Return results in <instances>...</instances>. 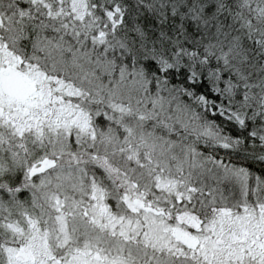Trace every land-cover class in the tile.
<instances>
[{"label":"snow or ice","instance_id":"1","mask_svg":"<svg viewBox=\"0 0 264 264\" xmlns=\"http://www.w3.org/2000/svg\"><path fill=\"white\" fill-rule=\"evenodd\" d=\"M0 264H264V0H0Z\"/></svg>","mask_w":264,"mask_h":264}]
</instances>
